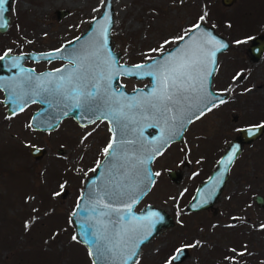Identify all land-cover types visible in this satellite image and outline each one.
I'll return each mask as SVG.
<instances>
[{
	"label": "rangeland",
	"instance_id": "obj_1",
	"mask_svg": "<svg viewBox=\"0 0 264 264\" xmlns=\"http://www.w3.org/2000/svg\"><path fill=\"white\" fill-rule=\"evenodd\" d=\"M112 1V43L124 62H141L158 54L150 49L182 36L202 15L203 22L233 42L219 54L212 82L214 89L229 92L230 97L192 121L183 142L171 143L153 161L159 175L137 208L146 203L167 208L175 224L143 245L134 264H264V229L260 227L264 208L252 199L256 193L264 196V135L245 145L230 167L215 205L219 213L185 210L191 188L208 174L238 128L264 122V53L253 61L247 51L250 38L264 32V23H237L247 20L238 11L233 13L241 0L230 8L220 0ZM59 9L66 13L59 15ZM101 10V0H12L11 22L0 33V52L55 48L84 31ZM226 15L230 23L225 22ZM120 80L128 89L147 82L123 76ZM32 110L28 106L7 117L0 102V264H92L86 247L73 240L70 214L86 174L104 155L107 124L80 126L67 117L54 130L38 131L29 127ZM31 145L43 148L41 156L31 155ZM170 169L181 173L177 182L167 175ZM234 191L241 197V209L232 205ZM241 212L246 229L259 228L255 233H240L245 244L237 233L226 230L240 221ZM180 246L188 253L173 262L171 257ZM232 249L246 252L232 261L225 259L234 256ZM251 249L256 250L248 256Z\"/></svg>",
	"mask_w": 264,
	"mask_h": 264
},
{
	"label": "water",
	"instance_id": "obj_2",
	"mask_svg": "<svg viewBox=\"0 0 264 264\" xmlns=\"http://www.w3.org/2000/svg\"><path fill=\"white\" fill-rule=\"evenodd\" d=\"M220 1L223 5H230L234 2V0ZM11 5L12 0H8L7 4L4 6L7 10L3 14V20L0 21V23L3 24V26L0 27V32L6 31L9 27L10 16L8 12L11 9ZM65 13L66 11L63 9H59L58 11L59 15ZM113 13L111 0L110 6L109 0H105L101 12L92 17L84 31L51 50L39 52L31 51L27 55L24 54L23 59L19 61L21 67L25 70H34L33 68L22 65V61L26 57L45 59L41 57L40 54L48 53L64 46V50L61 53H57L56 56L50 59L59 58L65 60V62L57 68L65 66L71 68L74 67V65L71 64L70 61L76 53L82 51L85 47L89 48V50H93L97 43L103 42L102 59L107 60L112 65L114 71L118 73L110 82L111 89L117 94L123 92L128 100H135L151 92L153 88L157 86V81L155 77L143 75V73L153 70L148 67L142 69V74L139 76L125 74L126 71H135L132 66L143 63L145 65L153 64L155 67L157 63H162L166 60L169 55L175 56L187 46H195L200 44L201 41L207 40H211L213 43L207 44L206 49L215 51L216 54L207 62V68L212 74L206 77L205 86L207 93L210 95H208L202 103L196 104L190 109L185 108L182 116L169 124H165L157 116L147 112L143 115L134 113V118L121 120L119 124L110 120L97 119V116L104 110V101L99 96L95 100H90L88 104L80 108L74 107L71 100H66L57 92H42L37 98L39 107L33 111L30 118V127L33 129L42 131L54 130L66 117H71L80 126L91 124L96 120H104L107 122L109 131L111 129L110 139L113 135L116 137L118 158H105L103 155L100 159L102 162L101 166L99 168L95 166L94 168H96V171H92L85 176L79 198L70 214L74 235L77 237L76 240L86 247L88 253L89 251L93 252V255L90 256L92 264L93 261H95L96 264H124L123 257H128L127 264H134L145 243L163 229L172 227L175 224V218L167 208L153 203H147L138 209L136 208L141 199L151 189L155 180L156 173L152 168V163L157 156L163 153L169 144L174 141L183 142L184 131L188 125L196 119V115H198L201 110L210 106L211 103L217 104L220 100H225L229 96L228 92L217 90L212 87L213 75L217 70L219 54L231 46V42L223 34L217 32L213 25L200 21L199 29H194L183 41H176L168 48L151 56V60L147 59L141 62L128 63L121 60L120 51L115 50L112 43V27L114 24ZM105 28L107 29L106 34L103 33ZM77 37H79V40L76 39ZM215 42L223 43L226 47L216 51L218 45ZM248 51L251 60L255 61L261 58L264 53V33H260L252 38L248 46ZM21 54L22 53H10L9 57L0 61V78H2L0 79V88L3 90V102L7 105L6 111L8 115H13L14 111L18 113L19 107L16 103L12 102L11 89L3 85L6 82L20 79L23 75L28 74L27 72L20 73L18 68L12 71L10 67L13 59ZM213 59L215 60L214 64L212 63ZM52 70L53 69L35 71V74L47 73ZM5 71H8V73ZM122 76L132 77L134 79H146L147 82L142 86L128 89L120 80ZM21 103L24 109L32 102L25 97L24 101ZM125 124L127 128L124 127ZM148 125H155V127H148ZM141 132L147 151H138L137 149L139 146L137 144H128V141L136 140ZM250 132L252 133L251 135L249 134ZM263 133L264 123L241 127L238 133L227 143V146L217 159L209 176L197 185L193 195L185 206V210L195 211L214 206L228 177L229 169L237 155L241 152L243 144L255 140ZM161 135L165 136L167 140L163 148H160ZM152 148H160V154L153 156L151 151ZM234 148H236L237 151L233 161L229 164L227 163V157L232 153ZM29 151L33 157L37 158L43 153V148L32 145ZM133 152L135 153L134 155ZM130 157L131 160L129 159ZM137 158L144 160L145 163L138 165L137 169H132L130 163H134ZM145 170L153 173L150 179L147 177ZM174 172V170L170 169L168 175L173 179L175 178L174 180L177 182L178 180L173 174ZM112 189L118 191L123 190L127 194L120 197L105 195V192L111 191ZM101 197H103V203H99ZM254 199L257 204L264 206L263 195L255 194ZM77 204L80 205L79 208ZM104 204L111 205V209L114 210L110 211L106 209ZM128 204H131L132 210L130 213L127 211ZM193 205L197 206L193 207ZM73 213H75V215H73ZM105 213L109 214L104 215ZM153 213L156 215L153 216ZM101 220H103V224L107 226V231H105L104 227L100 224ZM129 227L134 228L135 231L131 235L127 247L123 249L122 253H118L120 256L119 259H113V253L111 251H105L103 256L96 254L97 247L103 249L110 248L112 244L116 242V232H119L121 228ZM86 232L94 234V239L97 241L95 246H93V243L89 240L88 235H85ZM179 249L183 251L182 253L176 251L174 256L178 255L179 259L172 260L173 262L181 261L188 253L185 246H181L177 250Z\"/></svg>",
	"mask_w": 264,
	"mask_h": 264
},
{
	"label": "snow or ice",
	"instance_id": "obj_3",
	"mask_svg": "<svg viewBox=\"0 0 264 264\" xmlns=\"http://www.w3.org/2000/svg\"><path fill=\"white\" fill-rule=\"evenodd\" d=\"M7 2L8 0H0V21L3 20V14L7 10L4 7ZM104 3L105 0H101V6H103ZM97 10L98 9H94V11ZM203 19L204 16L202 15L200 21H203ZM2 26L3 24L0 23V27ZM199 28L200 23L197 22L192 25L184 35L173 38V41L165 40L164 44L161 45V48L150 49V51L161 52L164 45H167L170 42L183 41L186 36H189V34L193 32L194 29ZM106 32L107 29L105 28L103 33L106 34ZM76 39L79 40V37ZM212 43L213 41L207 40L201 41L200 44L195 46L189 45L177 55H169L166 60L162 63H157L155 67L153 64L145 65L143 63L132 66L135 71H126L125 74L139 76L142 74L141 70L148 67L153 70L143 73V75L155 77L157 81V86L153 88L151 92L146 96L135 100H128L123 92L117 94L111 89L110 82L114 76L118 75V73L114 71L112 65L107 60L102 59L103 42L97 43L93 50H89V48L85 47L82 51L76 53L70 61L74 67L69 68L65 66L38 75L35 74V70H25L21 67L19 61L23 59L24 56V54H21L13 59L10 67L18 68L20 73L27 72L28 74L23 75L20 79L6 82L3 86L11 89L12 102L18 105L19 111L24 110L21 102L24 101L25 97H27L30 102L35 103L42 92H57L66 100H71L73 106L76 108L88 104L90 100H95L98 96L101 97L104 101V110L101 111L99 116H97V119L110 120L119 124L121 120L134 118V113H140L143 115L147 112L154 114L165 124H169L179 119L185 108L190 109L196 104L202 103L206 97L210 95L207 93L205 86L206 77L212 74L207 68V62L210 58L215 56L216 52L207 50L206 45ZM215 43L218 45L216 51L226 47L223 43ZM63 50L64 46L40 55L45 59H49L50 62V58L56 56L57 53H61ZM11 51V49H6L3 54H0V61L9 57ZM148 59L151 60L152 57H148ZM212 63H215L214 59L212 60ZM219 103H224V101L220 100ZM216 106V103H211L210 106L201 110L199 114L196 115V118L198 119L200 116L204 115L205 111H211V109ZM15 114L16 112L14 111L13 115ZM30 126L31 125H29V127ZM124 127L127 128V125L125 124ZM148 127H155V125H148ZM249 134L251 135L252 133L250 132ZM166 143V137L161 135L160 148H163ZM128 144H137L139 146L137 149L138 151H147L142 138V132L136 140L128 141ZM116 145V137L113 135L109 143L102 149L105 158H118ZM160 148H152V155L160 154ZM236 151V148L232 150V153L227 157V163L230 164L233 161ZM134 154L135 153L133 152V155ZM129 159L131 160V157ZM143 163H145L144 160L137 158L134 163H130V167L132 169H137L138 165H142ZM101 164V161H97L96 168H99ZM96 168L91 169V171L95 172ZM145 172L150 179L153 173L147 170H145ZM155 175H159V173H156ZM63 187L64 186L61 185V188ZM126 194L127 193L123 190L118 191L116 189L105 192V195L116 197ZM53 195H59V193H53ZM99 203H103V197H101ZM196 206L197 205H193V207ZM77 207L79 208L80 205L77 204ZM104 207L110 211L114 210L111 209V205L109 204H104ZM131 210V204H128L127 211L130 213ZM108 214L109 213H105L104 215ZM73 215H75V213H73ZM152 215L155 216L156 214L153 213ZM100 224L104 227L105 231H107V226L103 224V220L100 221ZM260 227L264 229V225H261ZM134 231L135 229L132 227L121 228V230L115 234L117 238L116 242L108 249L97 247L96 254L103 256L105 251H111L113 253V259H119L120 256L118 253H122L123 249L127 247L128 241ZM85 235H88L89 240L93 243V246H95L97 241L94 239V234L86 232ZM76 239L77 237L74 235L73 240ZM177 251L178 253H182L183 250L179 249ZM231 251L234 253V256L225 257V259L230 261L235 259V255L243 256L246 249L245 252L239 253H236L235 249H232ZM89 255H93V252L89 251ZM127 259L128 257H123L124 264H127ZM171 259H179V256L175 255ZM93 264H96V262L93 261Z\"/></svg>",
	"mask_w": 264,
	"mask_h": 264
},
{
	"label": "flooded vegetation",
	"instance_id": "obj_4",
	"mask_svg": "<svg viewBox=\"0 0 264 264\" xmlns=\"http://www.w3.org/2000/svg\"><path fill=\"white\" fill-rule=\"evenodd\" d=\"M235 1V0H234ZM231 5V4H230ZM230 5H224V6H226L227 8H230V7H233V6H235L236 5V1L230 6ZM236 11H238V13L239 14H241L242 16L243 15H245L246 17H247V20H246V22H244L243 20H236V22L237 23H240V24H243V23H248L249 21H253L254 23H264V0H241V3H240V5L239 6H237L235 9H234V11H233V13L234 12H236ZM232 13V14H233ZM241 16V17H242ZM258 16H262V17H259L258 18ZM230 16L229 15H226V17L224 18L225 19V22H228V23H230L231 21L228 19ZM10 22H11V19H10ZM252 22V23H253ZM216 29V28H215ZM7 31V30H6ZM0 33H2V32H0ZM264 33V32H263ZM258 34H260V33H257L256 35H258ZM256 35H254V36H256ZM253 36V37H254ZM253 37H251L250 38V40H249V42H248V45H247V51H248V46H249V44H250V42H251V40H252V38ZM230 40V39H229ZM230 42H231V45H232V41L230 40ZM62 44V43H61ZM60 44V45H61ZM59 45V46H60ZM58 47V46H57ZM231 47V46H230ZM229 47V48H230ZM56 48V47H55ZM228 48V49H229ZM51 49H53V48H50V49H27V50H25V49H19V50H15V51H11V53H13V54H20V53H22V54H28L29 52H31V51H37V52H39V51H47V50H51ZM228 49H226V50H228ZM225 50V51H226ZM4 52V51H3ZM3 52H0V54H3ZM248 54H249V51H248ZM263 55V54H262ZM250 57V56H249ZM262 57V56H261ZM65 62V60H63V59H59V58H55V59H50V62H49V59H35V58H32V57H26L23 61H22V65H24V66H27V67H30V68H33L35 71H42V70H45V69H54V68H57V67H59L60 65H62L63 63ZM12 71H15V68H12ZM5 72H7L8 73V71H5ZM0 92L2 93V98L0 99V102L2 103V104H4V102H3V90L0 88ZM229 93V92H228ZM230 97V93H229V96L226 98V100L228 99ZM5 105V104H4ZM28 106H32L33 107V110H32V112H31V114H30V116L28 117V121H29V125H30V118H31V115H32V113H33V111H35L38 107H39V104L37 103V102H35V103H30ZM28 106H26V107H28ZM25 107V108H26ZM24 108V109H25ZM6 109H7V106L5 105V111H4V113L6 114V116L7 117H9V116H12V115H8L7 114V111H6ZM21 111H19L18 113H20ZM17 114V113H16ZM97 121H102V122H104L103 120H96L95 122H97ZM257 123H261V122H256V123H254V124H257ZM264 123V122H263ZM92 124V123H91ZM245 126V125H244ZM244 126H241V127H244ZM108 127V126H107ZM241 127H239L238 128V131H239V129L241 128ZM33 129V128H32ZM34 130H38V129H34ZM38 131H42V130H38ZM238 131H237V133H238ZM236 133V134H237ZM264 135V133L263 134H261L258 138H256L255 140H253V141H251V142H249V143H245V144H243V146H242V149H241V152L237 155V157L235 158V160L233 161V163H232V165L234 164V162L241 156V154H242V150H243V147L245 146V145H251L253 142H255V141H257V140H259L262 136ZM235 136V135H234ZM229 142V141H228ZM173 143H176V142H173ZM180 143V142H179ZM29 149H30V147H29ZM217 161V160H216ZM216 161H215V163L213 164V166H212V168L210 169V171L208 172V174H206L205 175V177H204V179L207 177V176H209V174L211 173V171L213 170V168H214V166H215V164H216ZM231 165V166H232ZM168 171L169 170H167V175H168ZM174 177H176L177 178V180L179 179V178H181L182 177V175H181V173L178 171V170H175L174 169ZM169 176V175H168ZM169 178L171 179V180H173V181H175L173 178H171V176H169ZM228 178V177H227ZM204 179H202V180H204ZM201 180V181H202ZM201 181H198L196 184H194V186L191 188V190H190V194H189V197H188V200H189V198H191V196L193 195V193H194V191H195V189H196V187H197V185L201 182ZM226 181H227V179H226ZM225 181V184H224V186H223V188H222V190H221V193H222V191L224 190V188H225V185H226V182ZM243 191L245 192V190H244V187H243ZM221 193H220V195H221ZM233 194L235 195V194H237V192L236 191H234L233 192ZM256 194H260V193H256ZM219 195V196H220ZM262 195V194H261ZM236 197H232V198H236L234 201H232V205H235V204H238V207H239V209H241V207H242V203H241V200H240V198L241 197H239V195L237 194V195H235ZM254 196H255V194L252 196V199H254ZM264 197V196H263ZM218 199V198H217ZM187 200V201H188ZM187 201H186V204H187ZM254 201H255V199H254ZM255 203L257 204V202L255 201ZM186 204H185V206H186ZM215 205H216V202H215ZM212 206V207H209V208H204V209H200V210H195V211H190V212H199V211H203V210H208V211H210L211 212V214L212 215H215V214H217V213H219V207L218 206ZM258 206H260V207H263L264 208V206H261V205H259V204H257ZM240 221L236 224V225H233L232 227H228V228H226V230H228V231H232L234 234L235 233H237L239 236H241V238H242V242H243V244H245L244 242H245V239H244V236H242L240 233H243V235H246V232H253V233H255L256 231H259V228H256V229H253V228H249V229H246V227H245V225H246V223H245V213L244 212H241V214H240ZM231 218H232V221L233 222H235V220H236V216H231ZM236 226V227H235ZM250 234V233H249ZM244 247V246H243ZM256 249H251V250H248L247 251V254H248V256H250V255H253V252L255 251ZM176 252V251H175ZM175 254V253H174ZM174 254L172 255V257L174 256ZM171 257V258H172ZM172 260V259H171Z\"/></svg>",
	"mask_w": 264,
	"mask_h": 264
},
{
	"label": "bare ground",
	"instance_id": "obj_5",
	"mask_svg": "<svg viewBox=\"0 0 264 264\" xmlns=\"http://www.w3.org/2000/svg\"><path fill=\"white\" fill-rule=\"evenodd\" d=\"M111 2H113V1L111 0ZM99 10H100V9H99ZM99 10H98V11H99Z\"/></svg>",
	"mask_w": 264,
	"mask_h": 264
},
{
	"label": "trees",
	"instance_id": "obj_6",
	"mask_svg": "<svg viewBox=\"0 0 264 264\" xmlns=\"http://www.w3.org/2000/svg\"><path fill=\"white\" fill-rule=\"evenodd\" d=\"M261 120H264V118H262Z\"/></svg>",
	"mask_w": 264,
	"mask_h": 264
}]
</instances>
